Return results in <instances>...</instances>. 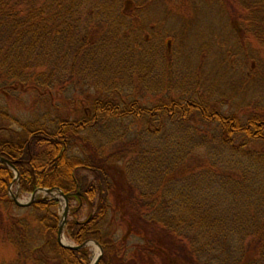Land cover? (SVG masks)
Returning a JSON list of instances; mask_svg holds the SVG:
<instances>
[{
    "label": "trees",
    "instance_id": "1",
    "mask_svg": "<svg viewBox=\"0 0 264 264\" xmlns=\"http://www.w3.org/2000/svg\"><path fill=\"white\" fill-rule=\"evenodd\" d=\"M210 5L223 31L192 64L184 30ZM227 38L236 46L228 55L217 48ZM252 42L264 48V0H0V94L32 90L46 103L40 121L0 136L19 192L66 194L64 234L75 245L95 240L96 264H153L155 255L161 264H264V106L222 110L218 79L202 68L208 56L219 73L230 55L264 64ZM80 86L98 94L71 97V110L46 118L67 108L57 91ZM0 119H12L1 104ZM13 176L0 161V234L13 249L0 264H90L91 248L57 240L59 199L18 205ZM74 200L93 210L79 219ZM110 211L125 225L121 239H141L138 253L125 254Z\"/></svg>",
    "mask_w": 264,
    "mask_h": 264
},
{
    "label": "rangeland",
    "instance_id": "2",
    "mask_svg": "<svg viewBox=\"0 0 264 264\" xmlns=\"http://www.w3.org/2000/svg\"><path fill=\"white\" fill-rule=\"evenodd\" d=\"M233 16L237 18L235 15ZM222 20L223 18H221V16L218 14L216 8L210 5L205 6L203 8V11L200 12L199 15L194 18L193 22L186 27V29L184 30L185 38L194 46L195 50H197L196 55L193 57L192 64L198 63V51H200L202 47L208 46L211 51L214 50V43L213 41H210L209 38L211 37V34L222 33ZM170 23L172 25L178 24L177 20H171ZM223 40H225L224 42H226L222 44L224 45V47H220L219 44H217V48L219 49V51L220 49L222 51H226L227 55L229 52L232 54L236 46H234L233 42H231L228 38ZM251 45L258 50L259 54L261 55L259 56L264 59V48L255 45V42H252ZM188 50L189 49L186 47L185 51L184 46L183 52L185 51L187 54L189 53ZM214 58L215 57L213 56H208L202 68L205 72H212L211 70H213L214 77L216 76V80L218 79L217 83L215 84V93L220 96L222 95V98H224L222 110L229 112L235 109V105H237L238 107H240L239 105L251 106L254 104H258V106L260 107L264 106V64H245L244 60H241V55H230L229 59L226 60V63L222 65L223 68L219 73V71L214 68ZM230 61H234L235 63L232 64ZM250 65H252L253 71H251L249 75L246 76L245 73L249 69ZM80 87L83 88L81 89L82 91L76 90L74 88L72 89V87L71 89L64 88L57 91L55 93L57 98L56 102H58L59 104L67 105V108H65L64 110L58 107L55 111L56 113L54 111H51L52 113L50 114V116L48 115L46 118L53 120L55 116L59 114V110H63V113L71 110V106L69 104L71 97L75 98L76 95H85V98H90V96L98 94V92L95 91L96 89L94 88V86H89L88 88L86 86ZM236 87H238V89ZM233 91H235L236 94H233V97H231L230 99V95ZM57 94H59V96ZM147 98L148 105H151L153 101L157 99L155 94L147 95ZM0 104L5 110H7L9 116L12 118L10 120L0 119V136L4 138L11 139L17 136L19 131V122H25L28 120L40 121L41 117L46 116V103L44 101H41L40 96L32 90L12 93L10 95L0 94ZM71 116L75 118L77 116V113H71ZM128 124L130 125L132 130L140 128L142 126L141 123H136L133 120H128ZM210 127L212 126H208V128ZM10 192L17 193L18 200L21 202H25L30 198V194H22L19 192L16 182H13L11 184ZM44 194L45 192L43 190H38L36 192V197L44 196ZM54 195L59 196L58 194ZM73 205L76 206L74 215L79 219L84 218L87 213L93 210L87 208L85 205H77L75 200L73 201ZM57 208L59 210V217L61 218L62 210L64 208V200L62 197H59V204ZM68 215L69 209L66 216ZM107 220L109 229L114 231L116 239L119 240L120 244L125 247V254L129 255V253L134 252L135 249L138 253V249H140V245L142 244L141 239L137 236L132 235L127 238L121 239L123 238L126 228L125 225L120 221L118 215L114 214L112 211L108 213ZM63 239L67 243L72 244V242L65 236L64 233L62 234V240ZM170 243L171 242L167 240L165 242L166 246H168V248L172 250L173 247ZM86 246L91 248L94 254L99 253V247L94 240H89ZM12 253L13 249L11 245L4 242L0 234V262L2 261V259L9 258ZM180 257H183V255ZM152 259L153 264L162 263V258L160 256L155 255ZM142 262L143 261L140 260L139 264H142ZM183 264H187L186 261H184Z\"/></svg>",
    "mask_w": 264,
    "mask_h": 264
},
{
    "label": "water",
    "instance_id": "3",
    "mask_svg": "<svg viewBox=\"0 0 264 264\" xmlns=\"http://www.w3.org/2000/svg\"><path fill=\"white\" fill-rule=\"evenodd\" d=\"M0 161L4 162L5 164H7L14 172V176H13V179H12V182H16L17 184V187H18V179H19V174L17 172V170L14 168L12 162L2 156H0ZM18 190H19V187H18ZM38 190H43L45 192V194H58L59 196H56L54 195L56 198H59V197H62L63 200H64V208L62 210V217L60 218V221H59V224H58V231H57V240L58 242L63 245V246H66V247H71V248H75V249H79L83 246H86V244L88 243L89 240H86L84 242H82L81 244L79 245H75V244H70V243H67L66 241L63 242L62 240V234L64 233V225H65V222H66V215H67V211H68V198H67V195L64 194L61 190L59 189H49V188H40ZM34 191L33 193L30 194V198L29 200L25 201V202H21L18 200V194L17 193H11L10 192V187H9V191H8V194L10 195V197L14 200V202L18 205H26V204H29L30 202L34 201L36 199V192L38 191ZM95 241V240H94ZM95 243L98 245L99 247V253L97 254H94L93 256V259L91 261L90 264H96L99 257L101 256L102 254V249H101V246L95 241Z\"/></svg>",
    "mask_w": 264,
    "mask_h": 264
},
{
    "label": "bare ground",
    "instance_id": "4",
    "mask_svg": "<svg viewBox=\"0 0 264 264\" xmlns=\"http://www.w3.org/2000/svg\"><path fill=\"white\" fill-rule=\"evenodd\" d=\"M63 242H65V240L63 239Z\"/></svg>",
    "mask_w": 264,
    "mask_h": 264
}]
</instances>
